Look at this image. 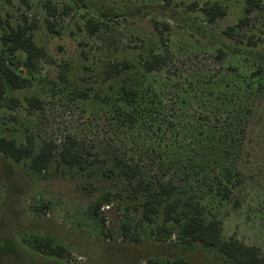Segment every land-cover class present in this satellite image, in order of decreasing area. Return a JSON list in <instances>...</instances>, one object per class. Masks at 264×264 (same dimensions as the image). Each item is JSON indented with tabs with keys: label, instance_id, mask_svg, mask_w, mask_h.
Here are the masks:
<instances>
[{
	"label": "rangeland",
	"instance_id": "rangeland-1",
	"mask_svg": "<svg viewBox=\"0 0 264 264\" xmlns=\"http://www.w3.org/2000/svg\"><path fill=\"white\" fill-rule=\"evenodd\" d=\"M47 2L59 14L49 18ZM244 2L29 0L26 9L20 0H0V36L26 20L35 27L33 42L47 55L38 72L27 73L22 52L7 55L0 40V56L31 81L28 88L7 91L21 104L12 111L0 109V137L21 146L32 136L33 154L45 141L59 147L70 139L83 157L82 168L66 166L57 150L49 168L37 173L29 168L30 159L15 163L0 154V264H146L150 259L232 264L214 249L179 240L181 225L172 222L165 224L171 237L158 241L165 203L147 223V193L135 190L140 178L124 181L117 159L138 163L145 181L171 180L176 187L171 201L193 193L204 207V220L220 222L222 240L236 238L264 255V8L254 11L250 25L240 31L242 43L224 35L243 17ZM214 3L225 14L208 22L201 9ZM90 27L96 28L92 35ZM248 37L254 47L247 46ZM165 48L169 56L162 69L145 72L144 62ZM121 62L132 69L107 79L109 65ZM258 68L263 74L252 78ZM124 88L140 92L132 104ZM202 89L211 91L209 99H223L220 106L230 113L243 103L253 105L240 150L219 168L231 170L237 181L229 200L208 192L216 185L212 176L204 182L197 168L189 169L183 128L189 119L174 129L155 121L159 100L177 97V107L189 115V100L198 103ZM30 97L42 106L29 107ZM145 110L152 112L151 122ZM97 203H103L98 214ZM125 233H137L140 241L125 239ZM58 246L68 251L65 259L47 250Z\"/></svg>",
	"mask_w": 264,
	"mask_h": 264
},
{
	"label": "trees",
	"instance_id": "trees-1",
	"mask_svg": "<svg viewBox=\"0 0 264 264\" xmlns=\"http://www.w3.org/2000/svg\"><path fill=\"white\" fill-rule=\"evenodd\" d=\"M4 1L7 4L11 3V0ZM171 1L165 0V3L170 4ZM20 3L26 9L29 8V0H20ZM44 8L47 10L49 18L54 17L58 13L50 2L45 3ZM263 8L262 0H245L243 17L235 25L226 28L224 35L235 42L242 43L244 39L241 37L240 31L250 25L251 14ZM201 11L207 17L208 22H213L225 14L217 3L205 6ZM34 28L25 20L23 24L0 36L1 43L5 46L4 53L12 57L15 53L22 52L24 56L22 68L27 73L38 72L40 70V62L47 57L45 50L37 47L32 40L30 30ZM95 31V27L89 28L90 35L94 34ZM246 44L248 47H254L256 42L251 37H248ZM168 56L167 48H165L163 54H153L144 62V71L152 73L161 70L166 64ZM131 69L132 66L127 62L110 64L106 72V78L110 79ZM17 70L16 65L10 63L5 57L0 56V109L12 111L21 104L17 97L7 95L9 89L20 90L31 85L30 78L21 76ZM262 74L263 69L258 68L252 73V78ZM206 90L202 89L198 94L200 95V98L197 99L198 103L194 104L189 100V115L183 109L177 107V97L174 99L173 96H170L166 101L159 100V108L156 109L154 114L155 121L160 127L165 126L174 129L175 127H181L180 122L183 119H189V124L183 127L186 129H184L185 134L188 133L189 137V139L186 137L189 148V169L197 168L198 170L195 174L202 175L205 179L204 182L212 176L211 179L215 180L216 185L208 188V192L215 193L224 200H229L231 188L235 187L237 181L231 179V170L227 168L225 172H221L219 168L224 161L240 150L238 144H241L244 139L245 125L248 122L247 117L251 116L253 105L247 106L243 103L235 113H230L225 105L220 106L223 99L220 101L209 99L207 96L210 95L211 91L206 93ZM122 94L129 99V104H132L140 95V92L136 89L124 88ZM26 101L31 108L38 109L42 106V101L35 97L27 98ZM145 111V116L147 117L150 114L152 118V112ZM183 113L188 117H185ZM156 116H159V118H156ZM145 120L148 121L149 118L147 117ZM134 122L132 121L133 124ZM73 142V140L67 139L57 147L52 141H45L39 151L33 154L34 141L32 136H27L26 143L21 146H17L13 139L0 137V154L15 163L30 159L29 168L34 172L41 173L49 168L55 157V152L59 150L58 159L60 163L66 166L78 165L79 168H82L83 157L81 153L74 149ZM116 165L119 168V175L124 181L131 183L140 178L139 185L135 187V190L137 193H147L143 203V219L147 223L153 222L155 215L158 213V204L165 203L164 223L157 228L158 241H167L171 237L173 232L165 224L172 222L175 225H181V231L178 236L181 241L197 242L206 248L214 249L232 264H264V255L260 254L256 247L247 246L236 238L222 240L220 237V222L217 220L206 222L204 220V207L193 193H190L184 200L175 199L171 201L170 197L176 188L171 180L156 181L155 183L154 181H145L144 177H142L144 173L141 167L133 161L125 162L117 159ZM210 166L211 169H209ZM106 202L108 203L109 201ZM101 204L103 203H97L95 207L96 214H98ZM237 204L238 202L234 201V206ZM179 207L183 208V213L177 212ZM104 222L105 217L103 216L101 223L103 224ZM123 236L132 242L137 243L140 241L137 233L132 235L125 233ZM47 250H49L51 255L58 258L65 259L68 256V251L60 246L49 247ZM146 264H161V262L150 259L146 261ZM171 264L187 263L184 260H176Z\"/></svg>",
	"mask_w": 264,
	"mask_h": 264
}]
</instances>
